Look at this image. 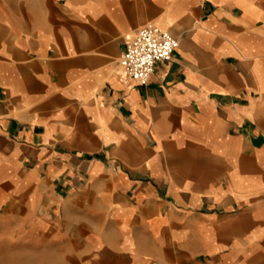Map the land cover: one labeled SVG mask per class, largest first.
<instances>
[{"label": "crops", "instance_id": "crops-1", "mask_svg": "<svg viewBox=\"0 0 264 264\" xmlns=\"http://www.w3.org/2000/svg\"><path fill=\"white\" fill-rule=\"evenodd\" d=\"M0 264H264V0H0Z\"/></svg>", "mask_w": 264, "mask_h": 264}, {"label": "built area", "instance_id": "built-area-1", "mask_svg": "<svg viewBox=\"0 0 264 264\" xmlns=\"http://www.w3.org/2000/svg\"><path fill=\"white\" fill-rule=\"evenodd\" d=\"M179 40L156 24H147L125 42L118 67L140 85L148 84L159 62L170 61Z\"/></svg>", "mask_w": 264, "mask_h": 264}]
</instances>
